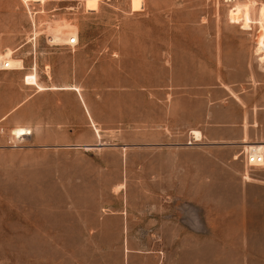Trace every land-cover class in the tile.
Here are the masks:
<instances>
[{
  "label": "rangeland",
  "instance_id": "1",
  "mask_svg": "<svg viewBox=\"0 0 264 264\" xmlns=\"http://www.w3.org/2000/svg\"><path fill=\"white\" fill-rule=\"evenodd\" d=\"M262 6L0 0V59L25 67H0V264H225L242 244L262 250L235 197L257 169L245 144L229 169L222 144L193 134H219L237 108L220 89L238 101L242 75L252 107L264 100ZM58 28L78 43H51Z\"/></svg>",
  "mask_w": 264,
  "mask_h": 264
},
{
  "label": "crops",
  "instance_id": "2",
  "mask_svg": "<svg viewBox=\"0 0 264 264\" xmlns=\"http://www.w3.org/2000/svg\"><path fill=\"white\" fill-rule=\"evenodd\" d=\"M247 5V4H246ZM245 6V5H244ZM243 6V7H244ZM240 13L243 8L240 7ZM240 17V15H238ZM250 31V30H248ZM21 61V60H20ZM23 69H25L23 61ZM4 71H21V70H4ZM239 73H243V69L239 68ZM246 73L250 74V68H246ZM244 75H242L243 78ZM239 79L238 86L240 87L238 90V101H233V96L231 94V90L227 88L228 85H224L220 90L223 92L222 96V108L228 109L230 102L233 105H236L237 108H234L229 119L221 120L215 123V125L219 128V134L213 135L208 132V129L202 128L201 132L194 131L195 133L200 134L199 142L203 137H207L214 142H218L222 144V149H227V156L222 160V163L225 167L229 169L234 167L233 164L239 161V153L245 144V148H249L250 146L264 145V100L260 103H255L256 109H254L253 102H251V98L246 94L245 89L241 90L244 86L242 84L243 81ZM62 90H74V87H63L58 88ZM236 93V90L233 89ZM247 104V105H246ZM209 117H212L210 115ZM221 128V129H220ZM228 128H232L228 130ZM24 132L26 135H30L27 129L24 128ZM97 133V132H96ZM100 133V132H99ZM25 135V136H26ZM202 135V136H201ZM98 136V135H97ZM195 138V137H194ZM254 142V143H253ZM92 147V146H86ZM93 149V147H92ZM237 168H233L234 175L237 177V181L239 178L243 176L244 168L242 165L236 163ZM202 166V165H200ZM191 162L185 163V172L191 173ZM253 180L246 182L248 185V190L246 192H240L237 196L238 198H247L248 207H246V213L248 215L249 225H251L252 230L254 232V246L262 247V250H251V244L248 242L246 244H242L245 246L242 249V255L239 258L232 257L225 264H264V168H257L254 170V174L252 177ZM122 189L118 187L117 192ZM121 191L118 193L120 194ZM234 213V211H233ZM238 240H236L237 242ZM236 242L232 241L231 245L237 246ZM226 245V244H225ZM255 256V257H254ZM223 261H219L222 263Z\"/></svg>",
  "mask_w": 264,
  "mask_h": 264
},
{
  "label": "bare ground",
  "instance_id": "3",
  "mask_svg": "<svg viewBox=\"0 0 264 264\" xmlns=\"http://www.w3.org/2000/svg\"><path fill=\"white\" fill-rule=\"evenodd\" d=\"M30 1L45 2L46 0H37V1L36 0H25L26 3L30 2ZM228 1H232V0H228ZM250 13H251V5L247 4L243 7V22L246 25L252 24V20L250 18ZM259 23H260L261 28L263 29L264 28V7L263 6L260 9ZM63 30L64 29H61V28L55 29V32L53 33V35L51 36V39H50L51 43L59 44V43L63 42V43H66L68 45H71L70 44L71 39L73 38L76 40L78 38L77 34H73L71 37L64 38ZM259 43H258V46L256 49V53L260 59V62L264 64V41L261 42L260 44ZM73 45H75V44H72V46ZM12 55H13V52L11 50H8L7 53L4 55V57H2L0 59V67L2 70H22L23 69L22 62L20 60L19 61L14 60V58H12ZM25 81H26L27 85L36 86L39 90L45 91L47 89V88L39 85V83L37 81V75L36 74L28 75L25 78ZM54 89H58V88L55 87ZM74 90H78V89L75 87ZM195 132H197V131H195ZM194 137H195V141L196 140L198 141L201 138L200 134H198V133H195ZM247 150H255L256 152L258 151V152L264 154V145L250 146L249 148H247Z\"/></svg>",
  "mask_w": 264,
  "mask_h": 264
},
{
  "label": "built area",
  "instance_id": "4",
  "mask_svg": "<svg viewBox=\"0 0 264 264\" xmlns=\"http://www.w3.org/2000/svg\"><path fill=\"white\" fill-rule=\"evenodd\" d=\"M77 43H78V38L76 40L73 38L71 39V43H70L71 45ZM243 155L245 160V167L247 169L264 167V154L258 151L256 152L255 150H247L244 147Z\"/></svg>",
  "mask_w": 264,
  "mask_h": 264
}]
</instances>
